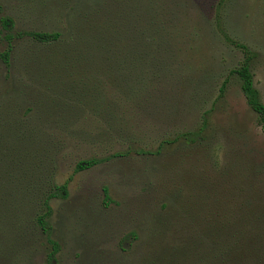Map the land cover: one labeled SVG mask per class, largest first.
<instances>
[{"label":"rangeland","instance_id":"1","mask_svg":"<svg viewBox=\"0 0 264 264\" xmlns=\"http://www.w3.org/2000/svg\"><path fill=\"white\" fill-rule=\"evenodd\" d=\"M37 1L0 0L15 32L62 33L53 44H9L0 28V54L9 50L8 65L0 58V196L8 179L17 180L8 190L31 189L20 213L0 216V264L48 263L35 219L61 185L68 198L51 199L46 219L60 245L54 264H208L220 233L211 245L207 208L211 224L222 211L231 222L264 216V130L231 74L243 54L221 31L257 53L264 102V0ZM117 8L99 39L96 23ZM128 62L132 74L120 66ZM90 159L107 160L75 172Z\"/></svg>","mask_w":264,"mask_h":264},{"label":"trees","instance_id":"2","mask_svg":"<svg viewBox=\"0 0 264 264\" xmlns=\"http://www.w3.org/2000/svg\"><path fill=\"white\" fill-rule=\"evenodd\" d=\"M37 1V0H36ZM41 4L47 6V8L54 7L53 5H50L49 0H39ZM37 1V2H39ZM227 0H220V7L223 6V4ZM121 3L125 4V1L120 0ZM67 3L66 1L64 4ZM56 9V8H55ZM53 9V10H55ZM219 9V8H218ZM65 8L62 9L64 11ZM47 10V14H50ZM129 12L126 9H122L121 16L122 20L127 22V14ZM0 28L1 33L4 35V38L11 44L12 40L17 36L20 38H31L39 43L42 44H53L60 42V39L62 38V33L54 30L51 32H36V31H30V32H15L16 31V23L15 20L6 14H4L3 9L0 7ZM118 15L119 16V9H116L115 13H111L110 15H104L105 20L101 22V24L96 23L95 31L98 38L105 37L104 33H106L108 30H112L115 27V21L113 20L112 16ZM61 18H66L67 20H72L70 16H65L64 12H62V15H60ZM217 18H218V26L221 29V26L219 25V11L217 12ZM128 23V22H127ZM128 25V24H127ZM127 30L123 28L121 33H124L125 37L130 35V32H132L133 24L126 26ZM73 29H78L76 25H73ZM223 32V36L225 40L230 43L235 49L239 50L243 54V60L240 63V65L231 72V74H234L237 76L239 82H240V88L241 91L246 99V102L248 106L256 113L258 122L261 125V127L264 130V102L262 100L261 92L257 89L254 82V75L252 73V63L257 58V53L252 51L246 44L240 43L238 41L233 40L226 32L221 30ZM118 35V33H115ZM129 38V37H128ZM127 38V40H128ZM135 41V43H139L140 40L135 38H129V40ZM99 41V40H97ZM106 47L111 54L117 50H115V45H113L110 42H106ZM132 54V53H131ZM145 56V54L143 53ZM134 56V55H131ZM0 58L8 65L9 64V50L7 52H4L0 54ZM135 60V56L133 58V62ZM141 60V58H139ZM128 62L127 64H121L124 70H127L130 74L134 73V70L137 68V65L134 67L135 63ZM226 91V84H223L220 88V97H223L225 95ZM194 135V134H192ZM184 136H191V134H185ZM0 158H4L3 152L0 150ZM1 160V159H0ZM107 160V159H106ZM101 159H90L85 161H80L76 165V173H80L86 170H89L103 161ZM15 178V177H14ZM14 181H17L16 179H8L3 184L5 187L4 192L1 193L0 196V216H15L16 214L20 213L22 210V207L24 208L29 204V201L27 200V196L31 194V189L29 187H25L23 184L21 185H15L14 190L9 189L8 187H11L10 184ZM24 188V191L22 188ZM26 192V193H25ZM68 198V187L67 185H61V186H54L47 196H44L42 203H41V213L36 215L35 222L36 224L41 228L42 232L47 234V241L50 245V252L47 255V264H54L56 262V256L60 251V245L58 242L50 238L48 223H47V216L51 212V208L49 205V201L54 198ZM104 201L106 204L109 202H112L109 196V190L108 188H104ZM43 207V208H42ZM194 208V207H193ZM193 208H191L193 210ZM220 207V211H221ZM195 209V208H194ZM45 210V211H44ZM44 211V212H43ZM195 211V210H194ZM194 211H189V216H197ZM207 213V219L208 225H207V237L210 239L211 245H215L214 240H217V235L219 234L220 243L217 244L218 246L214 247L213 250H209V253L211 255L210 261L208 264H218L217 261L220 259V264H264V248L263 245L261 246L263 249L262 251L254 250L253 245L254 243H263L264 242V216H255L254 218H250L251 216H245V219H243V222H240L237 226V221L231 222V217L226 216V213L224 211L223 215L222 212L220 213V221H216V224L213 222L211 224L210 219H212L211 216V210L210 208H207L205 211ZM210 215V216H209ZM203 216H205L203 214ZM205 216V217H206ZM214 217V216H213ZM242 223V224H241ZM234 226L235 228H233ZM250 229L248 231L247 229ZM234 231V232H231ZM213 239V240H212ZM205 249H207L205 247Z\"/></svg>","mask_w":264,"mask_h":264}]
</instances>
